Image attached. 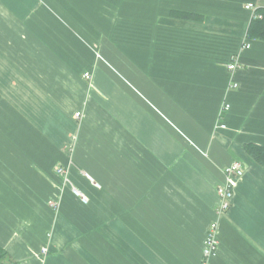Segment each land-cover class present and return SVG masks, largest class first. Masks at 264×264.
<instances>
[{
    "label": "crops",
    "instance_id": "obj_1",
    "mask_svg": "<svg viewBox=\"0 0 264 264\" xmlns=\"http://www.w3.org/2000/svg\"><path fill=\"white\" fill-rule=\"evenodd\" d=\"M248 2L264 8L0 0L5 264H199L216 221L210 264H264V165L245 150L264 147V41L247 37ZM234 160L244 174L219 216Z\"/></svg>",
    "mask_w": 264,
    "mask_h": 264
},
{
    "label": "built area",
    "instance_id": "obj_2",
    "mask_svg": "<svg viewBox=\"0 0 264 264\" xmlns=\"http://www.w3.org/2000/svg\"><path fill=\"white\" fill-rule=\"evenodd\" d=\"M245 7L247 9H251L254 12L253 17H261V15L255 13V6L253 3L248 2L245 5ZM248 44L249 43L246 42V44L243 47L247 48L249 46ZM238 65H239V60H238V56L236 55L231 58V61L228 63L227 67L230 71H234L237 69ZM83 76L87 80L91 78L90 72H84ZM228 109H229L228 104H224L222 106L220 110V114H219V119H218L220 122L224 117V112ZM75 117L81 118L82 115L80 112H76ZM219 126L224 127L225 124L219 123ZM66 172L67 171L63 166H58L56 168V173L58 174H62V173L65 174ZM223 174H224L223 182L218 184V186L216 187V193L218 197L216 213L219 216H222L223 214H225L230 208L232 199L234 196L235 188L237 185V181L239 178L243 176L244 169H243L242 164L239 161L234 160L224 167ZM86 175L89 179L92 180V178L88 174ZM72 190L76 195L80 196L82 201L84 202L87 201L86 196L83 195L81 192H79L76 188H73ZM48 204L52 208H56L58 206V204L54 200H49ZM217 233H218V223L217 221L212 222L208 227V231L204 239L201 260L199 264H210L211 259L216 255L217 248H218ZM45 250L46 249L43 248L42 252L43 251L45 252Z\"/></svg>",
    "mask_w": 264,
    "mask_h": 264
},
{
    "label": "trees",
    "instance_id": "obj_3",
    "mask_svg": "<svg viewBox=\"0 0 264 264\" xmlns=\"http://www.w3.org/2000/svg\"><path fill=\"white\" fill-rule=\"evenodd\" d=\"M255 13L261 17H253L247 29L249 39H258L264 41V8H256ZM246 152L258 163L264 165V147L247 143ZM10 261L7 250L0 244V264Z\"/></svg>",
    "mask_w": 264,
    "mask_h": 264
},
{
    "label": "rangeland",
    "instance_id": "obj_4",
    "mask_svg": "<svg viewBox=\"0 0 264 264\" xmlns=\"http://www.w3.org/2000/svg\"><path fill=\"white\" fill-rule=\"evenodd\" d=\"M118 68H119V66H118Z\"/></svg>",
    "mask_w": 264,
    "mask_h": 264
}]
</instances>
